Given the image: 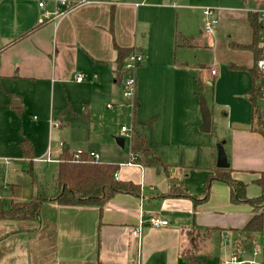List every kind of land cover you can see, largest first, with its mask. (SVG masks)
I'll return each instance as SVG.
<instances>
[{"label":"crops","instance_id":"0c3cea01","mask_svg":"<svg viewBox=\"0 0 264 264\" xmlns=\"http://www.w3.org/2000/svg\"><path fill=\"white\" fill-rule=\"evenodd\" d=\"M185 1L0 0V105L6 104L19 114L42 111L45 117L42 124L48 126L50 134L48 145L44 142L40 146L41 156L50 157L46 162L58 164L65 146L73 152L93 150L99 154V162L120 165L119 179L133 181L142 188L140 196L117 193L103 210L95 205L47 200L41 204L39 220L0 219V264H84L91 257L98 264H191L186 258L188 254H194L200 264H207L206 257L220 258L219 264H234L230 258L240 249L244 250V258L259 262L264 259V232L257 235L256 245L262 250L258 255L253 253L254 247L245 249L243 244V228L255 214L253 206L249 202H232L226 182L215 180L208 184L209 176L217 167L216 145L205 166L201 160L196 162L195 157L190 164L184 160L169 162L162 152L163 157L155 152L151 137L142 127L153 152L165 159L167 171L164 167L145 165L131 148L127 156L118 159L114 157L115 147L102 148L93 143L98 140V136L92 135L96 123L94 111L99 106L104 108L100 104L104 97L114 98L121 91L116 85L120 83L115 72L116 45L134 47L143 54L134 71L135 122L141 125L155 117L154 124L149 126L152 130L156 122L157 129L162 123L159 132L164 147L181 148L197 143L202 116L196 86L203 93L205 84L213 81L211 99L205 97L212 116L217 110L223 116L217 122L213 118L210 132L225 130L226 136L215 139L216 143L224 141L232 175L246 183L248 178L242 172L253 173L254 178L246 184L247 194L250 197L261 194L255 179L264 171V136L252 128L253 104L248 98L255 54L244 46L250 45L254 37L249 14L263 10L264 0H240L210 7L214 9L212 16L220 22L214 33L206 32L205 26L198 35L183 33L175 30L167 19L158 32V44L150 47L161 9H177ZM179 34L189 38L190 44L175 46ZM260 38L262 45L264 38ZM210 39L216 51L213 59L216 64L208 66L198 54L199 49L211 48ZM154 70L157 72L153 73ZM168 70L173 71L172 85L166 75ZM79 75L82 80L77 79ZM154 77L168 82L156 96L163 119L159 116L158 120L150 112L145 121L139 122L136 107L142 109L146 105L144 91L149 90L150 82L153 85ZM76 99L82 110L73 107ZM30 103L37 106L30 107ZM50 103L57 108L55 112L50 109ZM65 109L67 114L62 119L60 113ZM76 116H84L90 125L87 133L84 129L83 137L87 139L81 143L82 147L74 148L70 139L62 138L61 134L60 147L54 152L55 127L62 128L60 132L66 125L70 128V119ZM51 117L55 118L54 128L48 124ZM29 136L22 135L21 140L28 138L35 142H32L35 152L37 140ZM117 142L125 146L126 138L117 136ZM28 171L32 181L25 188L19 182L5 184L7 189H12L7 202L29 201L35 197L37 186L33 184L30 168ZM171 177L180 178L186 191L201 200L195 201L192 196H162L171 189ZM3 190L0 188V198L6 201ZM206 193L209 195L204 199ZM156 216L168 219L169 224L154 227L149 219ZM137 226L141 227L140 235L133 233ZM194 236L199 242L198 250L193 249Z\"/></svg>","mask_w":264,"mask_h":264},{"label":"rangeland","instance_id":"374dc122","mask_svg":"<svg viewBox=\"0 0 264 264\" xmlns=\"http://www.w3.org/2000/svg\"><path fill=\"white\" fill-rule=\"evenodd\" d=\"M236 1L239 2L240 0H186L184 2V5H182V7L180 6L177 9H161L160 15L158 17L159 22L157 24H154L153 27L150 47H154L153 43L158 44V32L162 28L163 23L167 21V19L172 22V26L175 30L177 28L182 32L184 31L183 33L186 32L191 35H198L200 34V29L205 26L206 19L204 15V10L207 7H218L222 4H234ZM205 35L207 37V34ZM224 36L226 39V43L228 44V35L226 31H224ZM261 36L264 38V29L262 31ZM208 42L210 43L211 39L208 40ZM210 44L211 48L207 47L203 50L199 49L200 53L198 54L199 58L201 59V62L208 64V66L216 64V62L213 63L214 55L216 54L214 43L212 42ZM194 51L196 52L197 50ZM156 72L157 70L153 71V73ZM172 73V70H168V72L166 73L170 85H172L174 81V76ZM207 83L208 84H205L206 87L203 93L200 92V87L198 85L196 86L199 106L200 98L202 95L209 98V100L211 99L214 84L213 81ZM116 85L121 89L120 94H118L114 98H111L110 96L104 97V100L100 102V104L103 103L105 105L104 108L99 106L94 111V120L96 123L95 125H93V127L95 126V130L92 135L98 136V140L93 141L94 145H99L102 148L109 149L115 147L113 149H115V151L117 150V153L114 152V157L120 159L121 156H127L126 153L130 152L131 132L133 129L135 106L133 103L128 102L124 99L123 86L121 82L116 83ZM148 85L149 90L144 91L147 100L146 105L142 109L136 107V120L139 122L143 120L145 121V118H147L150 112H154L155 115L158 116V120L159 116L163 119L164 115L161 106H158L157 104L156 96H158L159 91H161L165 88L166 85H168L167 80L160 81V79H156L154 77L153 85H151V82ZM69 88H71V86ZM77 100L78 99L74 100L72 103L75 109H78L80 107V103ZM110 103L113 105V107H109ZM50 104L51 107L49 105L48 108L50 107V109H52V112H55L57 108H54L55 105H53L52 103ZM260 104L264 109V98L260 100ZM36 106V104L30 103V107ZM80 110H82V107H80ZM200 111L201 108L199 110V113H201ZM34 115H37V118H34ZM221 116L223 115L222 113L220 114V111H215L213 113L214 121L217 122ZM54 119L53 117H51V119H49L48 124L51 123L52 125ZM44 120L45 117L43 116L42 111L40 112L37 109L34 110L32 113H29L28 111H23L21 114H19L9 109L6 104L0 105V188L4 189L2 193L6 201L10 200L12 190L11 188L7 189V186L5 185L7 182H19V185L24 187L28 184V181L31 180V174L28 171L31 164L29 160H26L24 158L22 149L20 147L22 135L29 136L30 134V136L37 140L36 145L38 144V147L35 148L34 152L33 171L39 181L46 182L48 179L52 178L56 174L57 164L46 162L49 161L50 158L48 155L46 157L41 156L40 146L44 142L48 145V142L50 141L49 129L47 128L48 126L42 124ZM70 120V128L66 125L63 127L62 132H60L62 128L57 129V127H55L56 132L53 133L54 152L60 147L59 141L61 140V134H63L62 138L66 137L67 139H70V145L74 148L82 147L81 143H83V141L85 142V140L87 139L86 137H83L84 129L87 133L90 129V125L85 121L84 116H76L71 118ZM39 123L44 127L41 128L40 125H37ZM122 126H125L127 128V131H122ZM161 126L162 123H160L157 129L156 122L153 130L149 128V126H146L143 131L151 137L155 152L160 154L162 152L166 161L169 162H181L182 160H184L186 164H190V160L195 157L196 162L198 160H201L202 165L205 166V163L208 162L211 159L212 154H214V146L218 145V143H216L217 139H215L216 136L222 137L227 135L224 129H219L216 134H214L213 132H206L200 130L197 143L186 144L181 148L164 147L161 145L162 143L160 141L159 129L161 128ZM117 136H123L126 138L125 146H121L117 142ZM154 137L156 138V140ZM30 139L34 140L32 138ZM33 143L35 144V142ZM10 163H14V166ZM242 173L248 178L246 184H250V181L252 180L254 174L251 172ZM19 175L22 178H19ZM251 183L252 185H254V187L256 186L253 182ZM200 257L202 259L205 258V256ZM219 259L220 258L213 259L211 257H206L207 264H219ZM97 261L98 260H95L93 259V257H91L88 258L87 261H84V264H98Z\"/></svg>","mask_w":264,"mask_h":264},{"label":"trees","instance_id":"16d2710c","mask_svg":"<svg viewBox=\"0 0 264 264\" xmlns=\"http://www.w3.org/2000/svg\"><path fill=\"white\" fill-rule=\"evenodd\" d=\"M249 20L253 28V42L249 47L255 54V65L250 68L253 77V84L248 92V98L253 104V130L264 136V109L260 100L264 97V87L262 85V74L257 67V60L262 53L260 37L263 28V19L258 12H251ZM191 40L177 35L175 46L189 45ZM116 77L120 82L124 74V63L128 56L136 51V48H127L116 45ZM201 84V83H200ZM201 86V85H200ZM67 109L60 113V118L64 119ZM156 118H152L144 124H137L134 120L131 132V152L140 155L143 163L157 168H165L161 156L155 154L150 147L147 136L141 131L142 127L152 126ZM60 123V122H59ZM61 124V123H60ZM25 158L29 159L32 172L33 184L37 186L35 197L29 201H11L7 202L0 198V219H40L41 204L47 200H55L61 204L74 205H95L103 210L104 205L117 193H129L136 196L142 195L141 185L130 180H121L117 174L120 165L117 163L99 162L93 159L89 154L84 153L76 155L65 146L59 156L56 174L48 181L40 183L33 171L34 146L28 138L20 142ZM232 167H215L213 173L208 178V184L215 180L226 182L230 186L231 200L234 203L249 202L253 206L255 214L251 220L244 226L243 244L245 249H252L257 242V235L264 232V171L260 173L255 183L261 188V194L256 197H250L247 194V185L244 181L235 178L232 175ZM171 189L162 196L170 197H191L195 201H200L198 197L189 194L178 177L170 178ZM208 190V189H207ZM208 192V191H207ZM160 195V194H159ZM158 195V196H159ZM206 193L205 198L208 197ZM193 249H199L197 236L193 237ZM186 258L191 264H200L194 254H188Z\"/></svg>","mask_w":264,"mask_h":264},{"label":"built area","instance_id":"2783aa9c","mask_svg":"<svg viewBox=\"0 0 264 264\" xmlns=\"http://www.w3.org/2000/svg\"><path fill=\"white\" fill-rule=\"evenodd\" d=\"M40 5H44V2H40ZM213 8L207 7L204 10V13L206 15V22H205V31L206 32H215V30L217 29V27L219 26L220 22L218 20V18H216L215 16H212L213 13ZM258 13L260 14L261 18L264 20V9L258 11ZM262 46V53L260 58L257 60L256 64L257 67L259 69V71L262 74V85L264 87V42L261 45ZM143 59V54L136 50L134 52H132L127 60L124 63V74L122 76L121 79V84L123 86V96L124 99L128 102H131L135 105V99H136V86H137V82H136V77H135V69L136 67L140 64V62ZM216 70L213 69L212 73H215ZM78 80H82L83 77L82 76H77ZM109 106L111 107L112 104H109ZM58 125V124H55ZM122 131H127V128L125 126L122 127ZM84 153L89 154L90 157H92L95 160H99L100 156L97 152L93 151V150H89V151H85L83 149H78L76 151V155L80 156ZM149 222L151 223V225H153L154 227L160 228L163 226H167L169 224V220L166 218H162L159 216L156 217H151L149 219ZM141 232V227L137 226L135 229H133V233L140 235ZM244 250L240 249L237 253L232 254L231 258H230V262L234 263V264H264V259L262 261H258L256 259H248V258H244L242 253ZM253 253L255 255H258L262 250L259 247V245H255L253 248Z\"/></svg>","mask_w":264,"mask_h":264},{"label":"water","instance_id":"95a60500","mask_svg":"<svg viewBox=\"0 0 264 264\" xmlns=\"http://www.w3.org/2000/svg\"><path fill=\"white\" fill-rule=\"evenodd\" d=\"M200 108L202 113V124L200 126V129L202 131L210 132L212 130L213 116H212V111L207 102V99L203 95L200 98ZM216 165L217 167L220 168L230 167V162L228 160V154L224 146V141L218 143L217 145Z\"/></svg>","mask_w":264,"mask_h":264}]
</instances>
